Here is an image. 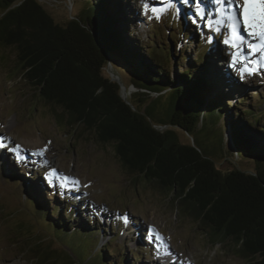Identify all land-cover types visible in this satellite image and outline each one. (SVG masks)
Returning a JSON list of instances; mask_svg holds the SVG:
<instances>
[{"label": "trees", "instance_id": "obj_1", "mask_svg": "<svg viewBox=\"0 0 264 264\" xmlns=\"http://www.w3.org/2000/svg\"><path fill=\"white\" fill-rule=\"evenodd\" d=\"M83 2L80 21L89 26L101 45L109 47L137 86L148 91L138 94L139 98L129 99L135 111L106 92L95 94L100 83L73 61L75 52L85 49L82 35L77 32L78 25L74 22L64 26L56 24L37 0H0V67L4 71L12 69L10 72L17 73L33 91L34 100L51 106L58 124L82 125L98 142L111 144L122 168L171 196L178 210L209 229L211 244L228 242L227 248L232 246L248 260L247 264H264L263 112H255L253 106L239 111L242 104L234 111L230 95L207 69L196 72L188 67L171 78L167 65L173 57L172 45L176 43L169 42L168 37L156 40V35L151 34L146 48L150 54L143 57L140 52L145 45L132 38L128 30L131 20L120 0ZM197 64H201L200 55ZM56 109L61 112L57 113ZM146 117L188 134L194 145L178 151L162 149L150 137ZM208 119L215 133L228 132L231 147L250 163V174L221 171L216 167L220 158L230 156V148L221 136H217L219 147L204 146L198 134L209 132L205 128ZM215 148L220 155H215ZM26 197L32 206L28 210L37 214V219L42 217L50 223L61 242L63 235L92 234L91 239L81 237L71 245L73 251H70L80 257L81 263L133 264L117 246L102 249L93 245L94 235L100 233L98 228L88 231L83 222L81 230L71 229L70 222L62 218V213L68 210L48 209L47 202L33 186H29ZM55 208L60 209V206ZM78 240L83 244L86 240L88 247L76 243ZM37 249L36 245L35 254ZM40 256L39 252L36 259ZM45 257L47 259L40 261L42 264L48 261L53 264L50 254Z\"/></svg>", "mask_w": 264, "mask_h": 264}, {"label": "rangeland", "instance_id": "obj_2", "mask_svg": "<svg viewBox=\"0 0 264 264\" xmlns=\"http://www.w3.org/2000/svg\"><path fill=\"white\" fill-rule=\"evenodd\" d=\"M120 1L131 20L128 30L134 37L130 36L145 45L140 52L143 57L150 54L146 48L151 34L156 35V40L168 37L169 42L176 43L172 45L173 57L167 65L171 78L188 67L196 72L207 69L230 95L234 111L242 104L239 111L253 106L255 112L262 111L264 115V68L252 75L245 73L241 78L240 66H231L232 49L223 42L226 31L221 28L216 32L208 27L211 22L215 28V20L211 21L209 16L212 12L201 19L196 15L194 1L147 0L150 7L164 10L155 19L151 18L150 11L145 13V0ZM204 1L202 4L206 5ZM72 2L73 15H79L85 3L83 0ZM170 2L174 5L172 8L168 7ZM66 6L64 0H58L57 6H49L47 10L57 23H62L68 16ZM132 17L136 22L133 23ZM241 33L247 38L243 30ZM198 55L201 64H197ZM11 70L0 67V264H40L43 257L36 259V254L41 249L36 254L33 252L37 241H41L37 246L42 248L47 243L50 245L49 254L57 258L53 264H63L65 257L67 264H83L72 252L71 245L81 237L91 239L92 234L63 235L61 242L50 223L42 217L37 219V214L28 210L32 208L26 197L29 186L37 189L48 209L68 210L62 213V218L70 222L71 229L81 230L83 222L88 231L98 228L100 233L94 235L93 245L117 246L133 264H247L248 260L232 246L227 248L230 243L211 244L209 229L178 210L171 196L123 169L111 144L98 142L82 125L58 124L51 106L34 100L30 87ZM151 96L154 98L155 94ZM205 128L213 132L208 136L209 132L198 134L205 147H219L217 136H221L230 148L231 157H226L231 163L226 162L227 158H220L217 161L220 167L228 169L240 160L249 169L250 163L231 147L228 132L223 134L217 130L218 134L215 133L209 119ZM178 135L182 141L191 142L187 134L178 132ZM23 141H41L45 149L36 156L31 147L17 148ZM215 152V155L221 154L216 148ZM57 205L61 210L55 208ZM76 243L85 248L89 245L86 240L84 244L82 240ZM90 251L93 252L92 247Z\"/></svg>", "mask_w": 264, "mask_h": 264}, {"label": "water", "instance_id": "obj_3", "mask_svg": "<svg viewBox=\"0 0 264 264\" xmlns=\"http://www.w3.org/2000/svg\"><path fill=\"white\" fill-rule=\"evenodd\" d=\"M37 2L43 6V8L56 24L64 26L69 22H74L78 25L79 30H77V32L82 35V41L85 45V49L79 48L78 51L75 52L73 61L75 66L81 68V70L85 72L91 79L94 78L93 80H96L100 83V85H98L95 90V94L101 95L103 92H106V95L111 96V98L120 100L122 103L129 106L130 110L135 111L136 109L130 104L129 99L133 97L139 98L140 95L138 94H145L148 93V91L145 89L143 90L137 86L127 68L123 66V64L113 54L109 47L103 46L99 43L97 37L93 34L89 26L80 21L79 15H73L74 6L72 0H64V3L66 2L67 5L66 10L68 12V16L62 23H57L54 20L53 15L47 10L50 7L57 6L58 0H37ZM140 114L143 116L142 113ZM145 120L147 121V123L145 122V124L147 127V131H149L150 137L152 138V140H154V142L159 143L162 149L171 148L172 150L178 151L181 148H185L186 146L189 147L194 145V141L192 138L191 142L182 141L178 135V132L182 131L174 129L173 126H170L166 123L161 124L155 120H150L148 117H146ZM228 161H230L229 163H231V159L226 160V162ZM215 165L221 171L233 170L241 172L243 174L251 173V170L247 169L248 167H244L243 165H241L240 160H238V163L233 162V165L231 164L230 168L228 169H223L218 165V163H216ZM39 242L41 241H37V245H40L38 244ZM44 246V248L40 246L38 247H40L39 249H41L39 252L42 257L46 258L45 256L51 253V247L48 243ZM49 247L50 249H48ZM51 258L52 260L57 261L56 257L52 256ZM67 260L68 259L66 257V261Z\"/></svg>", "mask_w": 264, "mask_h": 264}, {"label": "snow or ice", "instance_id": "obj_4", "mask_svg": "<svg viewBox=\"0 0 264 264\" xmlns=\"http://www.w3.org/2000/svg\"><path fill=\"white\" fill-rule=\"evenodd\" d=\"M215 6V31L223 28L227 35L223 42L230 49L231 66H240V75H252L264 68V0H212ZM198 5V0H197ZM174 5L170 2L168 7ZM145 13L149 11L151 18L159 19L164 10L150 7L147 0L143 4ZM196 15L204 18V10L197 6ZM213 23L208 27L213 28ZM247 34V38L241 34ZM247 49V52H245ZM19 159V157H17Z\"/></svg>", "mask_w": 264, "mask_h": 264}, {"label": "bare ground", "instance_id": "obj_5", "mask_svg": "<svg viewBox=\"0 0 264 264\" xmlns=\"http://www.w3.org/2000/svg\"><path fill=\"white\" fill-rule=\"evenodd\" d=\"M182 1H184L185 3H191V2L194 1V3H195V8H196L197 6H199V7L202 8L204 11L207 10V12H204V14H205V15H208V10H209V8H210L209 0H205V1L203 0V1L205 2L206 5L202 4L203 1H201L200 3H198V5H197V2H196L195 0H182ZM241 34H242V33H241ZM24 146L31 147V148H30L31 151L34 152L33 154H36V156H37L38 153H42V152L44 151V149H45L44 144H43L41 141H34V142H32V143H30L29 141H23V145L20 146V145L18 144L17 148H18V149H23V148H25ZM44 155H45V154H44ZM169 262H170V261H168V263H169ZM173 262H177V260H174Z\"/></svg>", "mask_w": 264, "mask_h": 264}]
</instances>
